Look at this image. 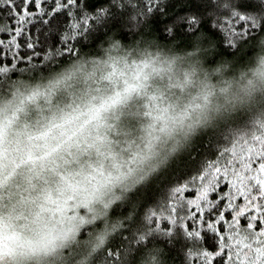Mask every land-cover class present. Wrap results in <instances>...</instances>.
Returning <instances> with one entry per match:
<instances>
[{
  "label": "clouds",
  "instance_id": "clouds-1",
  "mask_svg": "<svg viewBox=\"0 0 264 264\" xmlns=\"http://www.w3.org/2000/svg\"><path fill=\"white\" fill-rule=\"evenodd\" d=\"M208 2L215 7L219 0ZM262 38L241 44L223 75L209 71L207 103L203 74L185 83L184 73L197 59L207 67L210 58L156 33L139 44L130 36V47L114 58L84 47L53 64L0 74V121L8 125L0 153V247L18 249L0 264H80L105 219L111 224L124 215L128 193L143 184L140 199L148 181L202 135L264 117ZM90 208L106 216L64 240L69 218L90 217ZM61 244L76 251L61 257Z\"/></svg>",
  "mask_w": 264,
  "mask_h": 264
},
{
  "label": "snow or ice",
  "instance_id": "snow-or-ice-1",
  "mask_svg": "<svg viewBox=\"0 0 264 264\" xmlns=\"http://www.w3.org/2000/svg\"><path fill=\"white\" fill-rule=\"evenodd\" d=\"M0 8L6 18L0 33L8 37L0 39V74L6 78L18 68L78 55L84 47L98 46L114 58L113 52L130 47V36L139 44L156 33L180 38L198 58H210L207 67L197 59L184 73L185 83L203 74L206 103L212 90L209 71L223 75L241 44L264 33V0H219L215 7L208 0H103L99 6L91 0H0ZM259 43L264 49V38ZM260 65L264 77V57ZM7 129L0 121V153ZM192 152L174 179L149 191L157 173L148 181L147 195L137 199L143 184L128 193L124 215L111 224L105 219L80 264H175L176 259L179 264H264V117L240 127L224 125L210 133L204 152ZM118 209L113 206L112 213ZM90 212V217H70L62 238L75 239L76 233L83 235L81 225L100 224L98 217L106 216L95 208ZM60 247L61 257L76 251ZM56 248L53 237V253ZM17 254L14 246L0 247V260Z\"/></svg>",
  "mask_w": 264,
  "mask_h": 264
},
{
  "label": "trees",
  "instance_id": "trees-1",
  "mask_svg": "<svg viewBox=\"0 0 264 264\" xmlns=\"http://www.w3.org/2000/svg\"><path fill=\"white\" fill-rule=\"evenodd\" d=\"M91 2L95 5V6H99L101 3H103V0H91ZM31 10V9H30ZM4 9L0 8V23L5 22V16H4ZM171 14V12H170ZM15 18L13 17V20ZM161 21H164L165 17L161 16L159 18ZM9 23H11L12 27H15L16 25L14 23H12L11 21H9ZM29 29L26 28L25 31L27 32ZM32 34L35 36L36 32L35 29L32 28L31 29ZM7 35H5L4 33H0V39L3 40H7ZM20 42L23 43L24 42V38L20 37ZM24 53L21 52V55H23ZM209 139H210V134H206V135H202L201 137L197 138L196 143L193 146V152L192 155H195L196 152H204L205 149L208 148V143H209ZM210 159L214 158L209 156ZM190 159V153H186V154H182L181 156H179L178 158L174 159L171 163V165L165 169L160 175L159 177H157L154 181H153V185L150 187L149 191H154L156 188L160 187L161 182H166L169 179H174L175 176H177L181 171H183L186 167V165L188 164ZM148 192H145V195H147ZM192 195H194L193 193H190ZM195 210V209H194ZM175 264H179V260L176 259L175 260Z\"/></svg>",
  "mask_w": 264,
  "mask_h": 264
}]
</instances>
